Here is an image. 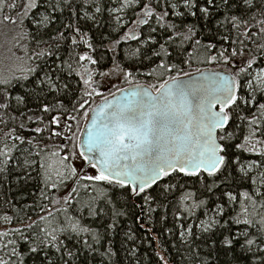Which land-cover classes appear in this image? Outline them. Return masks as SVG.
Wrapping results in <instances>:
<instances>
[{
  "label": "snow or ice",
  "instance_id": "1",
  "mask_svg": "<svg viewBox=\"0 0 264 264\" xmlns=\"http://www.w3.org/2000/svg\"><path fill=\"white\" fill-rule=\"evenodd\" d=\"M0 23V264H113L120 218L160 209L183 264H264V0H0Z\"/></svg>",
  "mask_w": 264,
  "mask_h": 264
},
{
  "label": "trees",
  "instance_id": "2",
  "mask_svg": "<svg viewBox=\"0 0 264 264\" xmlns=\"http://www.w3.org/2000/svg\"><path fill=\"white\" fill-rule=\"evenodd\" d=\"M9 28H11V25L5 26L0 23L2 32L8 31ZM102 31L106 32L107 29H102ZM94 35L96 39H99L98 34L94 32ZM134 46L133 44V47ZM117 86L124 87L122 84H118ZM97 102H99V100H97ZM17 188L18 186L13 185L10 189L0 190V198H2L3 192H7L10 197L18 196L19 193ZM162 215L163 209H160L159 213H154L151 219L146 218L143 222V226H141V223L136 222L134 218L135 212H130L127 217H121L116 234L113 236V247L118 252V258L113 257V264H129L127 247L131 246V242L126 241L124 235L125 232L129 230L134 233V243L138 248L136 259L139 260V264H161L159 258L156 256L157 252H160V254L168 260L169 264H183L182 254H185L183 253V249L181 248L178 251V248L173 246L176 244L173 235L165 231V229L172 228L171 216H169L168 222L165 223L160 219ZM106 222L110 221H106L105 218L96 219L94 222L90 221V223H93V227L99 228L101 232L104 231ZM148 229L152 230L148 231ZM99 260L100 258L98 257L97 264H99ZM132 264H136V261L133 260Z\"/></svg>",
  "mask_w": 264,
  "mask_h": 264
},
{
  "label": "rangeland",
  "instance_id": "3",
  "mask_svg": "<svg viewBox=\"0 0 264 264\" xmlns=\"http://www.w3.org/2000/svg\"><path fill=\"white\" fill-rule=\"evenodd\" d=\"M0 32H2V29H0Z\"/></svg>",
  "mask_w": 264,
  "mask_h": 264
}]
</instances>
